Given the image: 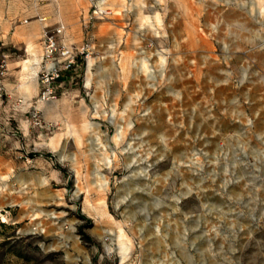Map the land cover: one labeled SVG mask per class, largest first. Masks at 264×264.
<instances>
[{"label":"rangeland","instance_id":"1","mask_svg":"<svg viewBox=\"0 0 264 264\" xmlns=\"http://www.w3.org/2000/svg\"><path fill=\"white\" fill-rule=\"evenodd\" d=\"M130 1L0 0V264H264V0Z\"/></svg>","mask_w":264,"mask_h":264},{"label":"built area","instance_id":"2","mask_svg":"<svg viewBox=\"0 0 264 264\" xmlns=\"http://www.w3.org/2000/svg\"><path fill=\"white\" fill-rule=\"evenodd\" d=\"M105 0H88V20L108 18L111 10L104 5ZM64 26L60 25L54 29H47L43 32L41 43L42 53L40 57L39 77L42 85L40 99H53L55 88L61 83L64 72H74L78 67V57L89 55L93 50V45L86 41L81 46L67 45L60 41V34L63 33ZM5 73L4 60H0V76ZM2 96L0 88V97Z\"/></svg>","mask_w":264,"mask_h":264},{"label":"bare ground","instance_id":"3","mask_svg":"<svg viewBox=\"0 0 264 264\" xmlns=\"http://www.w3.org/2000/svg\"><path fill=\"white\" fill-rule=\"evenodd\" d=\"M131 2V1H130ZM134 0H132V5H133V7H137L138 5L134 2ZM262 9V11H263V7H261ZM260 11V10H259ZM262 11H260L261 13H262ZM146 22H147V27L150 29V30H152V31H154V28L156 27V26H160V16H159V14L158 13H156V14H154V16L153 17H146ZM164 63H165V58H164V56L163 55H159V65L160 66H163L164 65ZM90 65V64H89ZM141 67L140 68H142L143 70H145V72L146 71H148V67L146 66V64H145V62L143 61V62H141V65H140ZM141 69V70H142ZM79 141V140H78ZM119 241V250H120V252L121 253H123L124 251H125V249H126V246L127 245H125L124 244V241L122 240V239H119L118 240Z\"/></svg>","mask_w":264,"mask_h":264},{"label":"crops","instance_id":"4","mask_svg":"<svg viewBox=\"0 0 264 264\" xmlns=\"http://www.w3.org/2000/svg\"><path fill=\"white\" fill-rule=\"evenodd\" d=\"M130 6L133 7V5H132V0H131V3H130ZM30 69H33V68L30 67ZM42 183H45V181H43Z\"/></svg>","mask_w":264,"mask_h":264}]
</instances>
